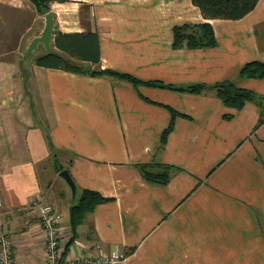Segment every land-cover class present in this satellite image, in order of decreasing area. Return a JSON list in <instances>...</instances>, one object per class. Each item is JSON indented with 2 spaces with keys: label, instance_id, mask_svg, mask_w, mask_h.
Wrapping results in <instances>:
<instances>
[{
  "label": "crops",
  "instance_id": "crops-1",
  "mask_svg": "<svg viewBox=\"0 0 264 264\" xmlns=\"http://www.w3.org/2000/svg\"><path fill=\"white\" fill-rule=\"evenodd\" d=\"M47 5L57 51V32L97 36L98 62L69 57L73 62L176 86L230 81L260 98L234 108L210 89L136 87L25 60L31 109L18 67L22 33L18 51L11 50L16 54H0V233L13 240L16 263L45 264L32 201L50 202L61 212L65 247L69 209L78 192L89 189L106 199L85 214L65 257L104 254L110 264H264V78L240 75L245 63L264 61V0L239 19L204 18L191 0ZM11 10L36 20L26 48L42 30L45 13L32 0H0V31ZM202 22L211 24L215 46H172L175 25ZM170 108L177 115L162 144ZM47 159L51 166L40 167ZM53 160L73 178L74 197ZM141 166L160 178L146 179Z\"/></svg>",
  "mask_w": 264,
  "mask_h": 264
},
{
  "label": "trees",
  "instance_id": "trees-1",
  "mask_svg": "<svg viewBox=\"0 0 264 264\" xmlns=\"http://www.w3.org/2000/svg\"><path fill=\"white\" fill-rule=\"evenodd\" d=\"M36 6V10L40 13L48 11V0H32ZM192 3L199 7L204 18H221V19H239L249 13L257 4L258 0H191ZM54 45L58 51L50 53L47 51L41 52L36 58V63L43 66L61 68L72 72H84L83 65L78 62H73L69 57H74L80 60L92 61L97 63L99 60V48L97 36L94 33H63L57 32L54 36ZM216 45V38L212 26L208 22L196 24H181L173 27L174 48H199L213 47ZM92 75H107L119 79L130 81L134 86L148 84L152 86L175 89L190 93H201L206 89H210L220 98L225 105L240 108L247 101L257 100L260 98L255 92L237 87L233 82H218L212 85L204 83H193L184 86H176L172 84H164L158 81H143L128 73L118 72L111 69L94 68L89 71ZM240 75L243 77L264 78V61H250L245 63L240 69ZM171 110L172 120L169 125L162 131L161 143L166 141L168 133L173 127V118L177 113ZM263 115L260 121L263 120ZM57 171L62 170V167H56ZM144 177L148 180L155 181L159 175L151 172H144V167L141 166ZM165 181V180H163ZM106 198L99 192L89 189H82L78 192L77 201L71 205L69 209L70 217V238L65 243L63 256H65L69 245L74 241L76 236V227L83 221L86 213L90 212L94 206Z\"/></svg>",
  "mask_w": 264,
  "mask_h": 264
},
{
  "label": "built area",
  "instance_id": "built-area-1",
  "mask_svg": "<svg viewBox=\"0 0 264 264\" xmlns=\"http://www.w3.org/2000/svg\"><path fill=\"white\" fill-rule=\"evenodd\" d=\"M31 206H37L38 209L39 224L45 244V264H110L112 258L104 254L63 256L61 212L52 204L41 202L38 199L33 200ZM13 245V240L9 236L0 233V264H17ZM95 246L97 247L98 244Z\"/></svg>",
  "mask_w": 264,
  "mask_h": 264
},
{
  "label": "rangeland",
  "instance_id": "rangeland-1",
  "mask_svg": "<svg viewBox=\"0 0 264 264\" xmlns=\"http://www.w3.org/2000/svg\"><path fill=\"white\" fill-rule=\"evenodd\" d=\"M5 18L6 23L2 24V31H0V54L2 53L1 56H4L6 54L8 58L10 57V55L12 56L13 54H16L12 53L11 50L15 49L18 51V48L15 46V42L18 40V37L23 33L24 40L23 42L21 41L19 52L17 54L18 57H20L21 53L25 50V43L27 42V39L30 38L38 30L36 20L34 19V16L27 13L17 12L16 10H11ZM28 26L30 27L28 28ZM41 52H43V48L41 45H39L38 49L26 58V62L36 60V58ZM83 68L85 71L92 70L89 67L85 66H83ZM53 162V166L55 169L59 166L63 168V165L60 164L57 160H53ZM50 166L51 161L48 159L40 164V167L42 168H48Z\"/></svg>",
  "mask_w": 264,
  "mask_h": 264
},
{
  "label": "water",
  "instance_id": "water-1",
  "mask_svg": "<svg viewBox=\"0 0 264 264\" xmlns=\"http://www.w3.org/2000/svg\"><path fill=\"white\" fill-rule=\"evenodd\" d=\"M54 16L51 12H47L44 15V26L42 30L35 36H33L30 41L28 42L25 50L21 54V57L18 61V67H19V74L21 77V81L23 83V87L25 92L27 93L29 97V103L31 109H33V100H32V94L28 89L27 81H28V75L29 70L25 66V60L28 56H30L33 52H35L38 49L39 45H42L44 50L50 53H56L57 50L51 45L52 36L54 34ZM59 175L62 176L65 181L68 183L71 189L72 196L74 197L76 194V184L71 177L69 171L67 169H62L59 172Z\"/></svg>",
  "mask_w": 264,
  "mask_h": 264
}]
</instances>
